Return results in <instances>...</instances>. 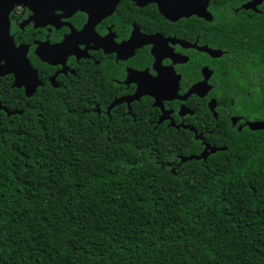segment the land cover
Instances as JSON below:
<instances>
[{
  "label": "trees",
  "instance_id": "16d2710c",
  "mask_svg": "<svg viewBox=\"0 0 264 264\" xmlns=\"http://www.w3.org/2000/svg\"><path fill=\"white\" fill-rule=\"evenodd\" d=\"M0 82V264H264V144L105 126Z\"/></svg>",
  "mask_w": 264,
  "mask_h": 264
},
{
  "label": "flooded vegetation",
  "instance_id": "af4514ba",
  "mask_svg": "<svg viewBox=\"0 0 264 264\" xmlns=\"http://www.w3.org/2000/svg\"><path fill=\"white\" fill-rule=\"evenodd\" d=\"M89 2L75 13L17 6L10 35L30 64L24 82L39 85L28 96L14 75L0 82L28 100L83 102L107 127L187 134L201 148L192 156L228 139L264 144V0H211L174 20L163 4L202 0H119L110 14Z\"/></svg>",
  "mask_w": 264,
  "mask_h": 264
},
{
  "label": "water",
  "instance_id": "95a60500",
  "mask_svg": "<svg viewBox=\"0 0 264 264\" xmlns=\"http://www.w3.org/2000/svg\"><path fill=\"white\" fill-rule=\"evenodd\" d=\"M100 1V3L97 4L96 2L93 5L97 8L100 6L103 11H108V14L113 12L119 3V0ZM157 1L160 2V0ZM210 1L211 0H202V2H200L199 4L196 2L193 8L191 6V3H189L188 6L186 3L181 5H172L175 8H170V6H166L165 4H163V6L161 7V11L169 18L174 20L175 16L179 17L184 14L200 13L203 10L206 13V8ZM20 5L29 6L37 14L43 7L46 8L52 6H58L63 10H71L72 13H75L79 10L87 12L88 8H91V4L89 0H0V78H3L7 75H14V88L20 89L27 86V89L29 90H27V95L31 96L35 92L36 87L39 85V81H37L36 84L32 86V89H30V86L24 82V74L27 70V67L30 68V64L26 58V55L22 52L23 49L16 46L14 39L10 35V15L12 11ZM0 110L5 111L7 116L22 114V112H19L17 110L9 111L3 105L1 96ZM225 150V148L212 149L210 147H207L200 156H190L182 158V162H189L192 160L206 161L211 154H216L217 152Z\"/></svg>",
  "mask_w": 264,
  "mask_h": 264
},
{
  "label": "bare ground",
  "instance_id": "6f19581e",
  "mask_svg": "<svg viewBox=\"0 0 264 264\" xmlns=\"http://www.w3.org/2000/svg\"><path fill=\"white\" fill-rule=\"evenodd\" d=\"M137 104V103H136Z\"/></svg>",
  "mask_w": 264,
  "mask_h": 264
}]
</instances>
